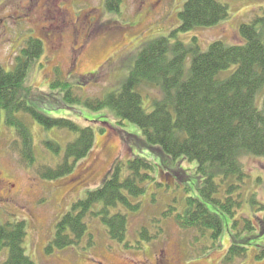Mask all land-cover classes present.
<instances>
[{
	"label": "trees",
	"instance_id": "obj_1",
	"mask_svg": "<svg viewBox=\"0 0 264 264\" xmlns=\"http://www.w3.org/2000/svg\"><path fill=\"white\" fill-rule=\"evenodd\" d=\"M121 3L122 0H105L107 10L114 13H120ZM228 15V5L219 0H185L179 13V28L169 36L142 45L121 86L103 97L83 99L68 80L51 83L54 88L60 87L69 103L97 110L107 108L115 119L137 125L140 135L122 130L124 140L131 146L145 148L159 158L169 156L198 162L197 171L203 179L199 196L187 195L182 207L174 202L150 218L137 231V248L160 238L163 221L174 218L180 227L196 232L195 240H203L206 248L202 252H207L222 245V216L226 215L235 232L224 264H234L247 256L248 247L240 243V235L244 230L255 229L254 223L243 215L244 225L240 228L241 221L234 216L244 202L248 177L243 158L264 159V34L261 30L264 17L240 26L244 39L240 44L216 40L204 50L195 36L188 43L176 39L179 31L213 27ZM44 50L42 39L30 37L16 55L14 68L6 70L0 64V119L5 111L6 125L16 131L20 157L31 168L35 167L38 155L26 117L40 123L44 131L56 129L75 135L66 142L64 152L59 139L46 135L42 140L46 152L62 158L55 166L40 161L37 172L42 178L55 180L71 173L76 163L88 156L95 144V131L71 118L50 116L23 98V91L28 96L33 92L27 79ZM231 68L227 76L221 77V72ZM147 87L160 93V97L152 99L150 111L143 103L148 97L143 94ZM153 169V162L139 155L120 161L100 186L76 201L57 221L46 250L79 245L89 230L88 217L99 219L112 240L126 242L130 215L141 211L140 197L147 191L146 182L155 179ZM248 202L256 206V212H264V200L259 199L257 191L250 193ZM26 235L24 220L0 225V259L6 253L2 264H36L27 253ZM248 240L250 237L242 239ZM263 254L264 250L257 257Z\"/></svg>",
	"mask_w": 264,
	"mask_h": 264
},
{
	"label": "rangeland",
	"instance_id": "obj_2",
	"mask_svg": "<svg viewBox=\"0 0 264 264\" xmlns=\"http://www.w3.org/2000/svg\"><path fill=\"white\" fill-rule=\"evenodd\" d=\"M219 1L228 5L229 15L225 20L213 27L179 31L176 39L188 43L195 36L204 50L216 40L240 44L244 42L240 26L264 17V0ZM184 2L122 0L120 13H114L107 10L105 0H0V64L6 70L14 68L16 55L30 37L44 42L45 50L32 65L27 79L33 92L28 96V92L23 91V98L50 116L71 118L82 126L90 125L95 131L92 151L76 163L71 173L55 180L45 179L37 172L40 161L55 166L62 157L46 152L42 140L46 135L59 139L64 152L66 142L75 135L56 129L44 131L40 123L26 117L34 133L38 155L35 167L31 168L23 163L15 128L6 125L5 111H2L0 225L25 221V247L36 264H224L231 235L235 232L226 215L222 216V245L207 252H202L204 241L195 240L196 232L180 227L174 218L163 221L160 238L136 247L137 231L150 218L174 202L182 207L187 195L199 196L203 179L197 171L198 162L169 156L159 158L145 148L132 147L124 140L122 130L140 135L137 125L115 119L107 108L97 110L69 103L60 87L54 88L51 84L57 79L68 80L83 99L100 98L108 91L117 90L127 77L138 49L179 28V13ZM261 30L264 34V24ZM230 71L232 68L221 72V77ZM143 94L148 96L144 98V107L150 111L152 99L160 97V93L156 88L147 87ZM136 155L153 162L155 179L146 182L147 191L140 197L141 211L130 215L126 242L112 240L99 219L88 217L89 230L79 245L47 251L57 221L76 201L100 186L120 161ZM243 162L248 174L244 202L234 217L241 221L240 228L244 225L243 215L249 217L255 229L241 233L240 243L246 244L248 253L234 264H264V254L257 257L264 250V231L261 233L264 212H256V206L248 202V196L254 191L264 200V182L259 179L264 180V159L246 156ZM208 207L213 209V206ZM246 237L250 240L243 242ZM5 257L6 253L0 264Z\"/></svg>",
	"mask_w": 264,
	"mask_h": 264
}]
</instances>
